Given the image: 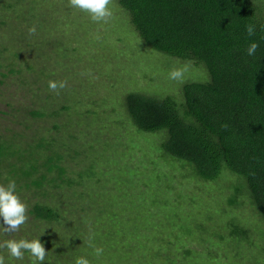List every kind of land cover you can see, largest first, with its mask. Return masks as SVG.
<instances>
[{
	"label": "rangeland",
	"instance_id": "1",
	"mask_svg": "<svg viewBox=\"0 0 264 264\" xmlns=\"http://www.w3.org/2000/svg\"><path fill=\"white\" fill-rule=\"evenodd\" d=\"M109 6L112 16L95 22L69 0H0V140L29 166L36 154L49 155L37 149L47 145L38 138L59 136L64 178L84 181L28 189L23 172H0V185L10 176L18 182L27 208L16 231L0 225V245L40 238L45 264H75L80 256L90 264H264V221L245 191L235 192L239 177L226 172L231 175L192 180L187 166L163 149L165 134L140 131L126 110L128 94L176 98L187 83L207 82L206 69L151 49L117 0ZM185 64L182 81L169 79ZM50 81L66 86L51 90ZM33 110L60 115L34 116ZM36 203L60 213L57 225L34 217ZM233 224L247 230L244 238L231 234ZM61 235L71 239L57 248ZM95 248L103 253L97 256ZM0 257L4 264H34L27 251L16 259L0 246Z\"/></svg>",
	"mask_w": 264,
	"mask_h": 264
},
{
	"label": "trees",
	"instance_id": "2",
	"mask_svg": "<svg viewBox=\"0 0 264 264\" xmlns=\"http://www.w3.org/2000/svg\"><path fill=\"white\" fill-rule=\"evenodd\" d=\"M117 2L151 49L195 66L202 65L209 75L207 82L184 85L182 96L176 98L128 94L125 106L134 125L144 132H163L166 136L163 149L187 166L188 172L184 173L192 180L213 181L230 173L239 177L235 192L245 191L264 221V0ZM247 25L255 27L254 35H248ZM253 41L259 47L254 56H249L247 47ZM31 114L58 117L60 112L33 110ZM55 127L64 128L63 124ZM38 139L46 140L47 145L37 149L41 151L45 147L49 155L36 154L29 166L25 165L26 157H14L9 142L1 139L0 172H23L20 180L22 177L28 189L44 187L45 182L57 183V188L66 183L67 187L73 184L82 187L83 180L77 183L70 176L64 178L67 156L62 149L64 144L57 142L59 136ZM42 166L47 171L35 177L34 171ZM79 192L80 197H89L86 192ZM228 201L230 205L236 203L235 197ZM31 213L51 226L57 225L60 217L46 203L34 204ZM247 233L238 224L232 225L231 234L235 237L244 238ZM62 235L57 239V248L70 242L71 238L65 240Z\"/></svg>",
	"mask_w": 264,
	"mask_h": 264
},
{
	"label": "clouds",
	"instance_id": "3",
	"mask_svg": "<svg viewBox=\"0 0 264 264\" xmlns=\"http://www.w3.org/2000/svg\"><path fill=\"white\" fill-rule=\"evenodd\" d=\"M70 6L76 9L87 12L91 19L95 22H106L108 18L112 16V10L110 8V0H69ZM246 31L249 36L254 35L255 27L253 25H247ZM30 32H35V28L30 29ZM259 44L255 41L251 42L247 47V54L254 56ZM188 71V65L183 67L174 68L168 74L169 79L174 81H182L185 72ZM66 82L61 81L59 84L56 81L49 82V88L56 90L57 88H64ZM26 205L20 199L16 192L15 181H9L7 186L0 185V225L3 226V230L6 232H14L25 223ZM10 254V257L16 259H22L24 252L30 253L34 258V264H44L46 258V249L40 238L36 239H20V240H7L3 245ZM103 253L102 248H95V254L100 256ZM0 264H4V260L0 257ZM75 264H90V261L83 257H77Z\"/></svg>",
	"mask_w": 264,
	"mask_h": 264
}]
</instances>
